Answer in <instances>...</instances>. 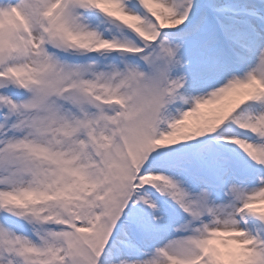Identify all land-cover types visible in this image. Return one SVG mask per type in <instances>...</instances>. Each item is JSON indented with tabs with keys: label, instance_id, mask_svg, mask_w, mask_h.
<instances>
[{
	"label": "snow or ice",
	"instance_id": "6c2138e0",
	"mask_svg": "<svg viewBox=\"0 0 264 264\" xmlns=\"http://www.w3.org/2000/svg\"><path fill=\"white\" fill-rule=\"evenodd\" d=\"M0 264H264V0H0Z\"/></svg>",
	"mask_w": 264,
	"mask_h": 264
}]
</instances>
